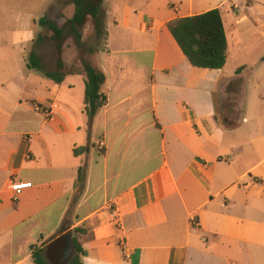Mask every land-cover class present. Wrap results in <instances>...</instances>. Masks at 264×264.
<instances>
[{
	"label": "crops",
	"instance_id": "0c3cea01",
	"mask_svg": "<svg viewBox=\"0 0 264 264\" xmlns=\"http://www.w3.org/2000/svg\"><path fill=\"white\" fill-rule=\"evenodd\" d=\"M57 1L69 15L72 3ZM215 9L226 66L194 68L168 24ZM104 10L107 40L91 62L107 103L91 127L81 68L56 84L24 58L21 75L31 24L0 30V264H35L33 248L55 264L75 228L86 230L84 264H264V0H104ZM247 88L260 108L245 114ZM230 95L235 127L216 110ZM14 183L32 184L16 202Z\"/></svg>",
	"mask_w": 264,
	"mask_h": 264
},
{
	"label": "trees",
	"instance_id": "16d2710c",
	"mask_svg": "<svg viewBox=\"0 0 264 264\" xmlns=\"http://www.w3.org/2000/svg\"><path fill=\"white\" fill-rule=\"evenodd\" d=\"M71 3L74 7L73 15L66 19L63 26H59L49 17H44L36 22L43 28V33L35 38L34 51L27 60L29 70L44 75L56 84H62L68 76L78 74V69L69 66L64 60L66 43L69 40L75 44L78 50H84L90 55L104 49L105 45L102 49L95 50L84 42L83 29L89 22L92 23L96 39H104L105 43L107 40L104 0H72ZM168 29L192 67L211 71L225 68L228 58V40L220 9L175 19L168 24ZM44 32L51 34L50 39L54 43L56 61L55 68L52 70L48 68L37 52L38 48L49 39L44 35ZM81 63L82 73L86 76L85 113L91 127L107 103L106 96L102 92L107 82V76L91 61L82 58ZM241 71L242 68L238 69L237 73L239 74ZM75 153L78 154V150ZM85 173V168L79 170L73 196L75 204L85 187ZM84 233L86 230L83 228H75L72 233H69L72 236L73 254L68 264H84L81 260L84 251L79 241V235ZM33 260L35 264H49L44 258V252L36 248H33Z\"/></svg>",
	"mask_w": 264,
	"mask_h": 264
},
{
	"label": "rangeland",
	"instance_id": "374dc122",
	"mask_svg": "<svg viewBox=\"0 0 264 264\" xmlns=\"http://www.w3.org/2000/svg\"><path fill=\"white\" fill-rule=\"evenodd\" d=\"M8 5H11L10 7H7L5 10H0V19H7L9 18V21H7V25L5 23L0 22V30H6L13 31L14 29H19L21 27L26 28L28 24H31V31L35 34V37L43 33V28L36 23V25L32 24L29 19L32 17V19L36 20L37 22L44 18L49 17L52 20L56 18L57 21L60 23H64V21L67 19V16H72L73 14V6L70 7L69 15L65 14H59V7H61V4L58 3L57 0H49L44 3L42 0H6ZM72 0H62L63 4H70ZM64 8V7H63ZM12 13V14H11ZM1 21V20H0ZM3 24V25H2ZM64 25V24H63ZM7 32V31H6ZM44 35L49 38L45 43H43L37 50L39 56L41 59L46 63L49 69L55 68V61H56V54H55V48L54 43L50 39L51 34L44 32ZM83 40L88 45V47L94 48L95 50L102 49L105 45L104 39H96L94 29L92 26V23L89 22L85 28L83 29ZM7 43H4V46H6ZM20 56L19 61L21 64L22 72L23 74H28L29 71L26 67L24 58H28L34 51V44L32 42H29L28 44H25L24 46L19 48ZM92 56L90 54H87L84 50H78L75 46V44L69 40L66 43V49L64 54V60L67 62H75L76 65H72L73 68L78 69L81 68V59L84 58L88 61L92 60ZM230 89V90H229ZM234 92V89L232 87H229L227 89V92ZM259 91V90H258ZM256 93L250 88H247V93L245 98L247 100L243 103V110L246 114L247 112H251V109L259 106H252L251 104V94ZM233 95H230L229 98H227V103L221 104L220 98L217 96V105L216 110L220 117V120L222 124L226 127H235L239 124V117H240V110L239 105L236 104L235 99L232 97ZM262 112L264 111V105H261ZM241 127L245 128V125L242 123ZM251 131H254L253 129ZM258 131V130H257ZM69 263V262H68ZM66 263V264H68Z\"/></svg>",
	"mask_w": 264,
	"mask_h": 264
},
{
	"label": "water",
	"instance_id": "95a60500",
	"mask_svg": "<svg viewBox=\"0 0 264 264\" xmlns=\"http://www.w3.org/2000/svg\"><path fill=\"white\" fill-rule=\"evenodd\" d=\"M71 234H67L64 237L63 250L61 256L56 260L55 264H66L68 263L73 254V246L71 243Z\"/></svg>",
	"mask_w": 264,
	"mask_h": 264
},
{
	"label": "built area",
	"instance_id": "2783aa9c",
	"mask_svg": "<svg viewBox=\"0 0 264 264\" xmlns=\"http://www.w3.org/2000/svg\"><path fill=\"white\" fill-rule=\"evenodd\" d=\"M44 112L51 118V111L50 110H44ZM32 184H25V183H14L10 186L11 190L14 192V201H17V196L21 194V192L27 188H30ZM196 220L194 219V222Z\"/></svg>",
	"mask_w": 264,
	"mask_h": 264
}]
</instances>
